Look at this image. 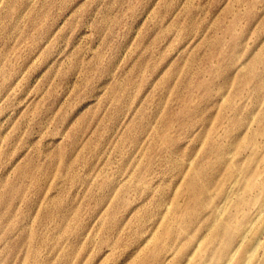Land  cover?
<instances>
[{"label":"rangeland","instance_id":"1","mask_svg":"<svg viewBox=\"0 0 264 264\" xmlns=\"http://www.w3.org/2000/svg\"><path fill=\"white\" fill-rule=\"evenodd\" d=\"M0 264H264V0H0Z\"/></svg>","mask_w":264,"mask_h":264},{"label":"bare ground","instance_id":"2","mask_svg":"<svg viewBox=\"0 0 264 264\" xmlns=\"http://www.w3.org/2000/svg\"><path fill=\"white\" fill-rule=\"evenodd\" d=\"M235 169H236V172H237L238 177H240L241 172L238 171L237 166L235 167ZM238 183H239V179L233 180V181H232V186H231V187L235 186V185L238 184ZM224 206H225V205H224ZM224 206L221 205V206H218V207H217V210L219 211V213H220V211L224 208ZM218 216H219V214H218L217 216H215V220H214V221L218 220V218H219Z\"/></svg>","mask_w":264,"mask_h":264}]
</instances>
